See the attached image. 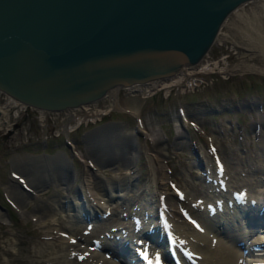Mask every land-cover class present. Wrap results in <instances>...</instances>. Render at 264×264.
<instances>
[{
  "label": "rangeland",
  "instance_id": "rangeland-1",
  "mask_svg": "<svg viewBox=\"0 0 264 264\" xmlns=\"http://www.w3.org/2000/svg\"><path fill=\"white\" fill-rule=\"evenodd\" d=\"M251 6L252 4H248L242 7L237 12L238 15L233 14L234 16L232 15L222 27L211 48L212 55L209 57L217 60V63L214 64L210 60L207 64L209 67L207 72L202 73L203 65H200L194 69L192 81L183 80L181 77L171 81L177 84L170 91L168 88L157 87L138 94L122 92L121 95H124L122 105L137 114L117 113L116 110H112L115 114L108 115L106 112H109V102L106 103V107H102L103 103H101L99 108L90 107L87 111L77 110L66 115L61 112L41 113L39 110L11 100L4 92H0V108L5 111L3 118L9 121L6 127L2 128L0 125V204L6 207L4 209L0 206V210L8 217L5 220L8 222L0 220V264H62L61 260H66L62 257L65 248L58 243V240L51 241L46 228L34 215V212H42L38 210L44 208L41 198L46 199L53 195L54 187L49 184L38 192L32 190L24 183V179L29 175L19 167L20 162L34 158L33 163L38 165L44 161L42 158L46 155L66 153L81 177L84 165L82 153L86 150L82 134L86 130L90 132L109 122L121 123L128 131H133L142 124L149 133L148 135L140 131L136 139L143 153L135 164L133 177L137 178L136 184H140L141 187H146L151 180L152 163L145 149L148 148L150 153L158 152L159 148L154 144L150 134L155 129V124H160L166 134L165 139L162 140V148L168 149L164 150L166 155L163 156V160L171 174L170 184L167 181L164 189L174 190L175 196V186L190 193L188 197L182 199L184 201L181 200L180 207L182 205L184 208L189 207L190 199L206 189L202 181L197 179L203 174V169L197 166L198 157L193 151L195 145L204 155L200 159L207 161L213 167L215 163L211 164V162L219 156L228 172L237 171L238 175L249 172L248 176L251 175L255 182L262 180L264 164L258 163L257 160L260 156L264 159V152L260 151L264 146L260 132L264 129H255L253 126L261 120L264 121V111L261 110L262 106L264 110V72H260L264 71V53L243 32L247 24L240 18V14L249 12ZM225 54L227 60L220 58ZM231 62L236 66L240 64L234 75L227 77L225 72H219L218 68L230 66ZM244 63L257 70L253 71L245 67ZM216 70L217 72H214ZM248 104L251 106L249 107ZM178 105L182 106L183 111L178 109ZM181 112L186 114L189 125L186 130H181L179 133L174 118H179ZM101 116L103 119L108 118L109 121L87 129V123L91 125L90 123H95L94 121ZM237 119L241 122L239 127L235 122ZM68 137L73 141L70 142L71 145L67 143ZM178 138L185 141L184 145H178ZM209 138L214 139L220 149L214 156L212 152L207 151L206 144ZM204 148L206 154L202 152ZM15 169L21 170L20 175L23 178L13 175ZM112 172L110 168L100 166L102 177L112 176ZM121 172L126 175V168H121ZM248 176L241 175V178L240 175L237 176L241 179L239 183H246L244 179ZM76 182H79V178ZM15 192L27 195L26 203L19 202ZM137 192L130 190L123 198L112 199L110 211L115 214H107L111 217L98 222V228L97 226L87 228L86 221L74 225L77 228L74 231L76 242L84 245L87 242L84 241L83 235L88 236L90 240L92 237L98 239L114 225H126L131 217L128 215L125 217L124 212L128 211L133 201L140 198ZM21 209L27 213H23ZM67 212L69 211L64 212L66 216L61 214L58 218L62 223L67 224L71 221L73 224L75 220L68 217ZM77 251L73 253L72 260L67 262L68 264H86Z\"/></svg>",
  "mask_w": 264,
  "mask_h": 264
},
{
  "label": "bare ground",
  "instance_id": "bare-ground-1",
  "mask_svg": "<svg viewBox=\"0 0 264 264\" xmlns=\"http://www.w3.org/2000/svg\"><path fill=\"white\" fill-rule=\"evenodd\" d=\"M248 4H252L250 11L244 12L243 15L240 14V18L247 24L243 32L264 53V0L246 2L235 9L234 15ZM209 57V54L205 55L203 59L191 68H186L184 65L175 76L167 80L155 79L114 87L95 102L83 103L80 106L64 111L45 109H39V111L41 113L61 112L66 115L77 110L87 111L90 107L99 108L101 103H103L102 107H106V103L109 102V112H106L108 115L115 114V112H130L122 105L121 99L124 98V95H121L122 92L138 94L144 93L147 89L152 90L157 87L168 88L170 91L177 84L171 83V81L180 77L183 80L192 81L195 74L194 69L200 65H203L202 73L207 72L209 68L207 64L211 60ZM239 66L240 64L236 67L238 68ZM244 66L251 68L253 71L257 70L248 63H244ZM167 83L168 85H165ZM7 97L19 104L30 107L9 95ZM250 104H248L249 107L251 106ZM112 110L116 111L112 112ZM0 111V125L3 128L9 124V121L3 118L4 109L0 108ZM134 113L137 114L136 112ZM108 121V118L103 119V116H101L94 121L95 123H90L91 125L87 123V129L89 127L94 128ZM174 123L179 133L181 130H186L189 125L188 118L184 112H181L179 118H174ZM253 127L255 129H264V121L261 120L259 123L254 124ZM67 130L69 129L67 128ZM137 131L149 135L142 124L137 128ZM137 131L136 129L128 131L121 123L115 122L98 126L90 132L86 130L82 134L86 150L85 153H82L84 165L81 177H79L80 172L75 169L73 161L66 153L41 157L44 160L41 163H44L38 165L35 162L33 163L34 158H28V161L26 160L23 163L20 162L19 167L29 175L27 179H24V183L32 190L38 192L49 184L54 187L53 195L46 199L41 198L44 208L38 210H42V212H34V215L39 222H42L41 225L46 228V233L51 241H53L52 239L58 240V243L65 248L66 251L62 257L66 260H61V263L68 264L72 260L71 256L74 255L73 253L79 249L77 254H84L83 261L86 264H136L127 260L128 255L133 256L128 245L117 246L116 242L120 238H124L122 240V243H124L125 239L132 236H136V239H138L143 231H145V234L152 233L153 230L149 232L148 227L150 226L155 227L153 233L156 235L152 233V237L157 243L160 240V233H162L160 232L161 221L158 219L160 218V211L166 215L173 238L176 237L189 251L197 255L198 262L196 264H260L264 262V245L258 248L255 245V242H264V231H261V229L264 230V175L261 181L255 182V179L250 177L251 175L248 176L249 172H243L239 174L240 178L241 175L248 177L244 179L246 183L240 184L239 180L241 179L237 177L239 176L237 171L228 172L222 163L223 172H217L216 160L213 159V162H211V164L215 163L213 167L207 161L200 159L204 155L195 148L193 151L199 162L197 166L201 167L204 164L205 170L204 174L199 175L197 179L202 181L206 189L205 191H200V195L194 198L191 197L189 207L186 210L189 212V216L185 217L180 212L182 210V207H180L182 199L174 195V190L164 189L167 181H170L171 174L164 163L165 160H163V156L166 155L164 150H168L162 148V140L165 139L166 134L158 123L155 124V129L150 134L154 144L159 148L158 152L150 153L148 148L145 149L152 163L151 180L146 187L136 184L138 180L133 177L136 169L135 164L143 153L142 148L137 143L138 140H136L138 133L136 134L135 132ZM253 131L255 132L256 130ZM260 137L264 141V130L260 132ZM67 140L68 145H71L70 142L73 141L70 137ZM178 141V145H184L185 143L180 138H178ZM260 151L264 152V146L261 147ZM202 152L206 154L207 151L204 148ZM74 154L76 153L74 152ZM217 158L221 160L219 156ZM257 161L260 164H264V159L261 156ZM100 166L110 168L113 171L112 176L105 175L102 177L100 175ZM121 168H126V175L121 172ZM77 178H79V182H76ZM130 190L138 191L140 198L133 201L126 212L131 217L126 225H114L98 239L92 238L90 240L88 236L83 235L84 241L87 242L84 245L76 242L74 231L77 228L74 225L82 221L81 219L87 218L86 216L93 215L94 210L99 211L101 214L104 213V215L102 214L103 220L109 219L111 215L105 214H107V211L111 212L110 201L123 198L125 193ZM179 192H183L185 197L190 194L183 189H179ZM30 193L33 192L30 191ZM238 194L239 198H237ZM15 197L23 204L26 203L28 198L27 195L21 192H15ZM251 199H255L256 205L247 210L245 208ZM76 200L79 202H76ZM84 202L85 208L83 207ZM66 211H69L67 212L68 217L75 220L73 224H71V221L67 222V224L62 223L60 218H58L61 214L66 216L64 214ZM22 212L27 213L25 210H22ZM111 213L115 214L114 212ZM135 217L139 219L136 220ZM193 218L197 221L196 224L192 222ZM6 219H8L7 215L0 210V220L5 221ZM93 222H95L94 224L97 223V221ZM49 244L52 245L53 243ZM112 247L111 251L110 248ZM119 249L125 253L123 255H126L124 261L121 258ZM62 257L59 256L61 259ZM180 257L182 256L180 255L178 258Z\"/></svg>",
  "mask_w": 264,
  "mask_h": 264
},
{
  "label": "water",
  "instance_id": "water-1",
  "mask_svg": "<svg viewBox=\"0 0 264 264\" xmlns=\"http://www.w3.org/2000/svg\"><path fill=\"white\" fill-rule=\"evenodd\" d=\"M248 1L0 0V90L64 111L114 87L167 80L197 64Z\"/></svg>",
  "mask_w": 264,
  "mask_h": 264
},
{
  "label": "built area",
  "instance_id": "built-area-1",
  "mask_svg": "<svg viewBox=\"0 0 264 264\" xmlns=\"http://www.w3.org/2000/svg\"><path fill=\"white\" fill-rule=\"evenodd\" d=\"M226 56H227L226 54H225V55H222L221 58H225ZM229 67H230V66H226L225 68H222L220 71H221V72H226V71L229 70ZM197 72H198V71H197ZM198 78H199V77H198Z\"/></svg>",
  "mask_w": 264,
  "mask_h": 264
}]
</instances>
